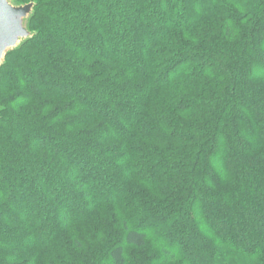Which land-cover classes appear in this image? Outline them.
<instances>
[{
  "label": "trees",
  "instance_id": "trees-1",
  "mask_svg": "<svg viewBox=\"0 0 264 264\" xmlns=\"http://www.w3.org/2000/svg\"><path fill=\"white\" fill-rule=\"evenodd\" d=\"M16 1L0 264H264V0Z\"/></svg>",
  "mask_w": 264,
  "mask_h": 264
},
{
  "label": "water",
  "instance_id": "water-1",
  "mask_svg": "<svg viewBox=\"0 0 264 264\" xmlns=\"http://www.w3.org/2000/svg\"><path fill=\"white\" fill-rule=\"evenodd\" d=\"M36 4H20L16 0H0V70L10 53L20 50L36 33L30 30ZM3 108L0 107V112Z\"/></svg>",
  "mask_w": 264,
  "mask_h": 264
},
{
  "label": "rangeland",
  "instance_id": "rangeland-1",
  "mask_svg": "<svg viewBox=\"0 0 264 264\" xmlns=\"http://www.w3.org/2000/svg\"><path fill=\"white\" fill-rule=\"evenodd\" d=\"M234 262H236V260Z\"/></svg>",
  "mask_w": 264,
  "mask_h": 264
}]
</instances>
